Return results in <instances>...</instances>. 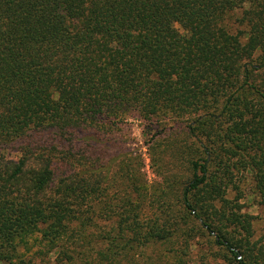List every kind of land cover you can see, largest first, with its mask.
<instances>
[{"label": "trees", "instance_id": "trees-1", "mask_svg": "<svg viewBox=\"0 0 264 264\" xmlns=\"http://www.w3.org/2000/svg\"><path fill=\"white\" fill-rule=\"evenodd\" d=\"M263 70L264 0H0V264H156L146 251L174 240L181 256L198 230L259 264L226 194L247 170L264 199ZM134 117L189 122L183 224L161 226L143 195L108 198L88 170Z\"/></svg>", "mask_w": 264, "mask_h": 264}, {"label": "rangeland", "instance_id": "rangeland-1", "mask_svg": "<svg viewBox=\"0 0 264 264\" xmlns=\"http://www.w3.org/2000/svg\"><path fill=\"white\" fill-rule=\"evenodd\" d=\"M238 12L236 13L239 16ZM253 80L264 89V70L256 73ZM188 124L186 119L168 121L166 129H162L159 124L148 128L137 117L129 118L118 131L110 135L109 144L103 150L108 155L106 162L100 167L90 165L88 170L100 175V187L106 188L104 191L108 198L118 199L123 193H128L131 200L135 201L137 197L141 202L140 195H143V205L149 213L162 211L161 226L170 224L171 218L183 224L175 203L180 197L183 185L192 177L189 162L198 158L197 145L187 135ZM5 159L15 160L16 154L7 151ZM124 172L135 177L133 186L120 180ZM232 177L226 198L236 206V213L247 217L251 224L250 233L237 229L232 236L237 239L239 246L244 245L243 238L249 236L256 261L259 264L264 263V199L247 170L235 171ZM98 225L107 227L110 224L104 222ZM190 235L192 238L181 247L184 251L181 256L176 252L174 240L171 243L159 242L156 249L145 253L149 257H157L161 264H236L229 260L227 253L213 245L212 238L206 233L198 230ZM92 244L95 247L101 241L96 239ZM241 248L244 250L243 246ZM140 260L136 255L129 264H140Z\"/></svg>", "mask_w": 264, "mask_h": 264}]
</instances>
